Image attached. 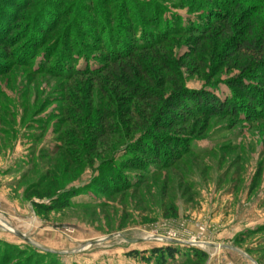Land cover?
Wrapping results in <instances>:
<instances>
[{"label":"rangeland","instance_id":"rangeland-1","mask_svg":"<svg viewBox=\"0 0 264 264\" xmlns=\"http://www.w3.org/2000/svg\"><path fill=\"white\" fill-rule=\"evenodd\" d=\"M92 1L34 0L32 8L19 12L27 21L18 25H31L43 8L41 26L51 25V13L69 25L72 16L85 18L87 28L97 20L106 30L131 24L122 14L126 3L104 1L96 8L98 0ZM140 1L166 9L167 23L162 26L169 31L176 30L178 22L213 21L217 14L239 18L244 13L246 21L254 18L264 23V7L255 0ZM17 3L0 0V18L7 11L16 15L13 6ZM26 4L22 0L19 7L24 9ZM62 10L76 13L62 17ZM72 28V32L77 30ZM220 34L205 44L203 66L200 53L190 54L191 41L164 44L171 54L164 57L172 60L178 85L184 90L206 91L221 99L233 93L231 108L236 116L200 114L188 119L181 126V141L174 139L173 144L181 151L189 150L166 167L144 163L148 171L119 167L132 159L133 153L126 151L114 156L117 167L111 170L101 162L109 141L123 142V107L116 114L117 135L103 140L95 138L93 117L78 116L86 133L81 136L83 142L74 135V122L63 121L66 111L75 115L66 99L72 104L82 102L84 108L91 100L95 108L98 89L87 77L65 81L51 73L33 72L39 68L65 72L71 64L57 68L58 51L50 63L38 53L31 60L28 55L17 57L20 63L15 65L3 61L11 51L0 46V264H160L150 257L151 251L166 247L178 253L174 263L168 264H264V111L244 108V94L256 96L254 86L262 81L252 80L254 86L245 93L228 88L239 74L235 66L240 61ZM78 63L84 64L83 60ZM154 76L165 82L175 75L160 70ZM169 86L165 83L155 92L165 96ZM116 178L117 186L112 183ZM196 250L205 258L193 261Z\"/></svg>","mask_w":264,"mask_h":264},{"label":"trees","instance_id":"trees-1","mask_svg":"<svg viewBox=\"0 0 264 264\" xmlns=\"http://www.w3.org/2000/svg\"><path fill=\"white\" fill-rule=\"evenodd\" d=\"M21 1L18 0V3L13 6L16 8V15L7 11L0 18V46L4 51H11V53L8 51L5 56L3 55V61L5 63L13 61V64L18 65L20 62L16 60L17 57L25 59L28 55L31 60L40 53L45 62L50 63L58 51L59 57L54 61L55 66L58 68L63 67L66 63L71 64L65 72H53L45 68H39L33 72L36 74L51 73L65 81L87 77L96 85L98 104L95 108L91 100L89 105L84 108L82 102L78 103L77 101L72 104L70 99H66L75 110V115L66 111L63 121L65 123L74 122V128H77L74 135L80 137L81 142L84 141L81 136L86 133L81 128V122L77 120L79 115L85 116L86 120L90 117L95 118L97 121L96 129H93L95 138L103 140L117 135L118 130L114 126L117 122L116 119L118 120L116 114L120 112L119 108L123 107L120 112L122 114L120 122H123L125 126L123 142H106L108 146L103 151L105 159L101 162L107 165L106 169L108 170L117 167L114 156L121 151H126L128 154L133 153L131 160L119 165V167L132 171H142L143 169L148 171L146 163H159L161 167L172 165L174 160L179 159L186 153L185 151L189 150V148H185L181 151L173 144L174 139L181 141V126L186 125L188 119L197 118L200 114L204 117H208V115L213 117L224 113L236 116V111L231 108L235 101L233 93L230 98L221 99L216 94L206 91L199 94L189 92L178 85L179 79L175 74V66L171 65L170 58L164 57V55L171 57L170 51L164 50V44L168 42L183 45L191 41L190 54L195 56L200 53V65L203 66L205 56H207L205 55L208 47L206 45L213 43L212 40L215 39L216 34L221 33L220 39L223 44L230 45L232 51H235L239 56L240 61V64L235 66L239 74L231 80L228 88L245 93L254 86L251 81L258 77L259 81H262V84L258 82V86H254L258 94L256 93V96L244 94L247 101L244 108L250 112L257 107L259 108L258 113L264 111V27L261 26L264 23H261V20L251 18L246 21L242 16L244 13L239 18L230 15L222 18L217 14L213 21L201 19L197 22L195 19L193 24L188 23L187 25L178 22V29L169 31L162 26L165 25V22L167 23V19L164 17L166 9L152 4L150 1L98 0L96 8L101 7L104 1L110 4L118 3L119 6L126 3L124 7L121 6L122 14L128 17L131 24L106 30L105 24L97 20L90 22L91 26L87 28L85 27V21H87L85 18L74 20L72 15L76 12L73 14L68 12V15L62 10V17L72 16L73 21L70 25L61 22L60 17L54 18L51 13L52 18H48L52 21L51 25L41 26L39 18L45 11L43 8L39 18L31 25L28 23L26 26H19L18 23L27 21V17L19 12L32 8L34 0H27L24 9L19 7ZM88 1L91 4L94 3L92 0ZM240 1L245 2L246 0ZM255 1L260 2L264 7V0ZM92 6H88V8L92 9ZM152 8L156 9L153 11ZM90 13H93V10ZM107 14L104 13L105 16ZM247 17L250 18L249 15ZM3 21L7 22V26H2L6 25ZM203 21L206 22V26L200 25ZM67 25H69L68 28H66ZM215 25L221 26L218 29V27L215 28ZM74 26L77 27V30L72 32ZM11 27H13L12 30H9ZM12 31L16 32L15 35L12 34ZM105 36L107 38H104ZM175 37H179L178 40H175ZM182 37L189 38L182 41ZM84 39H88L90 42H84ZM84 49L86 52H83ZM89 52L97 53V55L94 54L91 57ZM211 53H213L212 50ZM16 54L18 56L15 57ZM191 55L186 57L189 58ZM79 60H83L82 67L78 65ZM189 63L193 65V61L190 60ZM5 65L8 67L10 64ZM160 70L169 71L175 76L165 82H159L162 79L156 80L154 75ZM257 73H259L258 76ZM165 83L170 84V93L165 96L161 92L156 93L155 89H161ZM65 137L68 139L67 136ZM80 145L82 144H78L77 147ZM84 147L86 148V146ZM99 148L100 144L96 146V149ZM138 153L141 154L140 158L137 156ZM145 159L149 162H146ZM112 183L117 186L119 180L116 178ZM177 254V251L172 247L155 248L151 251L150 257L155 258L160 264H168L169 262L174 263L178 257ZM196 254L192 258L193 261L205 258V254L201 251Z\"/></svg>","mask_w":264,"mask_h":264},{"label":"water","instance_id":"water-1","mask_svg":"<svg viewBox=\"0 0 264 264\" xmlns=\"http://www.w3.org/2000/svg\"><path fill=\"white\" fill-rule=\"evenodd\" d=\"M169 243H173V244H176V243H179L177 241H173V240H168Z\"/></svg>","mask_w":264,"mask_h":264},{"label":"built area","instance_id":"built-area-1","mask_svg":"<svg viewBox=\"0 0 264 264\" xmlns=\"http://www.w3.org/2000/svg\"><path fill=\"white\" fill-rule=\"evenodd\" d=\"M166 240H168V239H166ZM166 240H165V241H166Z\"/></svg>","mask_w":264,"mask_h":264}]
</instances>
